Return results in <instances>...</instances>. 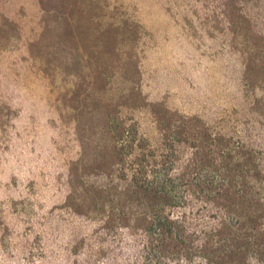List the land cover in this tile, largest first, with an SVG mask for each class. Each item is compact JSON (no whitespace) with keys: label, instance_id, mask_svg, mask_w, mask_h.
I'll use <instances>...</instances> for the list:
<instances>
[{"label":"rangeland","instance_id":"1","mask_svg":"<svg viewBox=\"0 0 264 264\" xmlns=\"http://www.w3.org/2000/svg\"><path fill=\"white\" fill-rule=\"evenodd\" d=\"M0 264H264V0H0Z\"/></svg>","mask_w":264,"mask_h":264},{"label":"trees","instance_id":"2","mask_svg":"<svg viewBox=\"0 0 264 264\" xmlns=\"http://www.w3.org/2000/svg\"><path fill=\"white\" fill-rule=\"evenodd\" d=\"M149 185L158 190V193H156L157 195L163 194L161 196L162 201H167V199H170V196L175 197V194L178 191L176 179L171 178L168 173L154 177L152 181H149ZM178 224L179 221H176L171 215H169V213L163 214V212H161L153 218L149 233L155 236L160 235V237L163 236L164 238H172L174 236L181 238Z\"/></svg>","mask_w":264,"mask_h":264}]
</instances>
